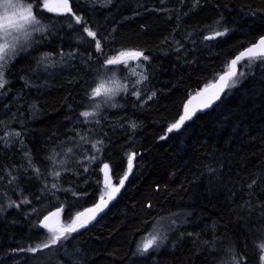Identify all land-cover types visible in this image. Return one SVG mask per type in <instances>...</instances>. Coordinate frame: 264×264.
<instances>
[{"label":"trees","instance_id":"trees-1","mask_svg":"<svg viewBox=\"0 0 264 264\" xmlns=\"http://www.w3.org/2000/svg\"><path fill=\"white\" fill-rule=\"evenodd\" d=\"M71 2L77 15L82 14L88 26L97 31L98 38L116 28L112 33L114 40L104 47L101 63L117 54L112 50H144L151 61L144 62L149 75L142 88L146 85L147 91L157 95L143 108L134 109L135 98H122V93L116 98L117 103L125 105L122 109L102 110L101 116L107 115V120L101 119L100 125L95 124L94 118H89L90 123H81L84 118L79 113L92 107L86 90L94 86V79L99 80L98 65L87 59L89 53L94 58L98 55L94 42H88L91 38L83 44L77 41V37L86 36L82 32L84 25L67 29L66 24L71 21L65 16L42 8L34 10L43 23L55 24L57 35L50 36L42 47L21 53L7 74L11 84L7 86L8 95L0 99V120L5 122L0 135L4 131H20L23 145L15 138H11L14 142L9 148L0 145V172L9 169L12 175L21 174L17 170L25 163L23 153L30 150L34 164L46 175L48 150L56 148L60 152L61 145L65 150L75 147L68 141L76 132L85 137L84 141L76 137L80 145L77 159L83 158L84 149L90 151L91 144L86 141L99 139L103 132L108 134L104 142L109 147L101 160L91 164L88 173H83L82 166L77 168L79 176L57 169L61 171L58 187L89 193L70 213V192H57L58 202L47 193L37 201L35 196L40 194L42 180L20 179L9 185L4 173L0 192L7 195L0 197L6 208L0 213V264H24V254H10L9 250L40 242L43 233L37 237L30 222L61 205H65L62 220H71L98 200L100 185L96 181L104 177L101 165L110 164V177L118 184L127 168L125 154L132 152L138 155L124 188L104 214L73 233L65 249L52 253L51 264H220L222 249L229 246L246 256L248 264H258V245L264 242V233L259 231L264 228V191L258 190L264 189V67L259 66V61L254 62L251 74L217 106L197 113L181 130L167 134L166 139L160 137L179 118L186 99L226 71L230 58L264 33V16L251 19L241 14V9H264V0H204L188 16L182 13L188 11L190 4L179 5L177 0H165L163 4L160 0H117L111 7L97 6L95 10L86 0ZM164 8L168 11L154 10ZM136 11L140 14L134 15ZM220 16L226 25L214 24ZM224 26L236 31L224 38L204 41L205 36L222 31ZM181 44L177 53L175 49ZM60 48L66 53L75 48L78 54L47 75L33 73L41 53H58ZM243 71L249 73L247 68ZM117 73L121 78L126 74L123 70ZM21 77L41 86L26 87ZM33 102L36 108L30 109L28 105ZM5 104L9 107L5 108ZM128 121L137 124L133 139ZM121 123L124 128L118 126ZM207 167L217 171L210 174ZM28 175H32L31 169ZM253 179L257 185L250 192L247 185ZM48 182H53L51 177ZM253 195L255 199L249 200ZM24 197L31 204L7 208L9 201L19 202ZM257 200L262 206L257 205ZM249 202L252 208L247 206ZM149 204L151 208L147 207ZM32 208L39 212L26 216ZM172 219L176 220L174 227L170 224ZM155 228L167 238L159 251L140 255V241Z\"/></svg>","mask_w":264,"mask_h":264},{"label":"snow or ice","instance_id":"snow-or-ice-1","mask_svg":"<svg viewBox=\"0 0 264 264\" xmlns=\"http://www.w3.org/2000/svg\"><path fill=\"white\" fill-rule=\"evenodd\" d=\"M89 3V7L93 10L97 6L104 9L111 7L113 3H117V0H86ZM163 4L165 0H160ZM179 5H184L186 3L190 4V7L187 12H183V16H188L191 12L196 11L204 2V0H177ZM122 6V5H121ZM46 9L48 13H55L57 16H65L71 22L66 24L67 29H73L74 25H84L82 32L86 36L77 37V41L83 44L87 38H91L89 43L94 42V50L98 54L97 57H93L92 53L88 54L87 59L93 61L98 65L96 69V74L99 77V80H93V85L90 90H86V98L92 102V107L88 110H83L79 113V116L84 118L81 123H90L89 118L95 119V124L100 125L101 119L107 120V115L101 116L102 110L105 108H123L125 105L116 102V98L124 94L126 98L128 96L134 97L135 100L133 103V108L136 107L143 108L148 101L152 100L157 93L151 91L146 98H142L144 93L147 91L146 85L144 88L139 86L148 81L149 74H143V79L133 81L132 77L125 75L124 79L129 80L130 83L122 84L120 80L116 78V73L123 70L126 73V68H117L115 66H125L129 61H142L149 62L151 58L148 55L144 54V50H112L117 54L113 55L111 58L103 59L101 63V58L104 56V47L107 43H110L114 40L112 33L116 31V28L113 27L107 35L100 34L101 38H98L97 31L93 30V27L88 26L87 19L81 14L73 10L71 0H0V99L6 97L10 88L7 87L11 84V80L8 79V73L11 72V65L14 61L20 57L21 53H28L30 50L42 47L46 41L49 40L50 36H56L57 31L55 29L54 23L45 24L43 21L37 17L35 14V9ZM147 10V9H145ZM155 11H165L168 9H154ZM179 12V9H177ZM139 11H136L134 15H139ZM241 14L245 17L256 19L258 16H264V9H241ZM108 17H106L107 19ZM171 18V17H170ZM180 18V15L177 16V19ZM127 19V17H125ZM215 25H226V21L223 16H220L216 21ZM209 29L212 28V25L207 26ZM236 29L229 28L227 26L223 27L222 31H214L212 35L205 36L204 41H211L217 38L227 37L229 34L235 32ZM190 35V34H189ZM37 36L39 38H37ZM102 40L104 43H102ZM179 44V42H177ZM195 43V41H193ZM208 46V45H205ZM180 47L176 48L175 51L179 53ZM78 54V49H72L69 52H65L63 48L59 49L58 53H41L40 56L36 58V67L32 70L33 73L42 72L47 75L53 69H60L61 66L70 59H75ZM56 57V59H53ZM259 61V66L264 67V35H259L258 38H255V42L249 44L242 51H240L233 59L228 62L227 70L223 71V74H220L216 78V82L211 85L212 91L208 93V87L205 86L204 89L196 93V96L203 97L200 103L191 109L188 105L192 103V100L188 101V104L184 105L183 113L179 116V119L174 123H171L166 130L164 136H161L160 139L164 140L167 138V134L174 131L181 130L188 121L197 114V112H202L209 110L217 106L225 96L231 93L233 88L240 86L243 83V80L247 78L248 74H251V69L253 63ZM239 66V69H238ZM249 69V73H245L243 69ZM146 72V69H145ZM109 73H112L109 75ZM25 82L26 87H40L41 85L33 84L28 78L21 77ZM205 93H208L207 95ZM196 96L192 99H196ZM127 102V101H126ZM5 108H8L9 105L5 104ZM30 109L36 108V102L29 104ZM69 120L72 118L69 117ZM130 125V128L133 132V139L135 136V129L137 124L134 121L127 122ZM5 124L4 121L0 120V127ZM121 128L125 127V124L121 123L118 125ZM107 133L103 132L100 135L99 139H94L91 141H86L91 144V150L93 155L88 156L83 155L82 159H77L76 149L80 147L76 143V137H79L81 141L85 140V137L82 136L79 132H76L75 137L69 139V143L75 145V147H67L66 150L63 149V146H58L62 148V151L58 152L56 148H53L49 151V155L45 157V160L49 163V170L46 175L40 172V169L36 167L32 157L31 151L23 153L24 161L18 169V175H12V170L4 169L3 172H0V182L4 180V173L6 172L9 180L8 184L12 185L13 183L24 179L26 181L42 180V187L40 194L35 196L37 201H40L42 197H45V193L50 196L52 199L59 201L60 197L57 195V192H63L65 194L71 193V200L67 203V212L70 213L72 207L76 203L89 195L87 191L78 192L74 188H60L58 187V181L61 177V171L57 170L63 168L65 172H74L75 175H81V172L77 170L78 167H83V173H88L89 167L92 163H95L98 160H101V156L104 153L105 148L109 147L104 142ZM15 138L16 142H19L23 145V134L17 130L4 131L0 135V145L5 148H9L13 145V139ZM99 153L100 155H97ZM127 157V168L124 172L123 177L118 180V184L114 185L111 182L110 171L111 167L109 163H103L102 169L104 173V179L102 182V194L99 196L98 201L89 208L84 209L83 211L77 212L75 218L71 219V223L62 225L59 223V220L53 221V218H58L61 215L62 211H65V205H61L60 208H57L55 211L48 212L46 215H43L42 218L30 222L31 229L36 230V236L41 237L43 233V238L40 239V242L29 244L27 246H21L17 248L10 249L11 253H22L24 254V264H51L52 253L60 252L62 249H65L70 241L73 239V233H78L79 230L84 229L88 224L95 221L99 213L104 212L108 207L109 202L114 200L117 194L124 188L126 181L129 179L130 175L133 174L134 169V159L138 155L136 152L126 153ZM63 156V159L58 157ZM70 161L72 163H70ZM87 162V163H86ZM75 165V167L73 166ZM16 166L13 165V169ZM29 169L32 170V175H28ZM207 172L210 174H215L217 171L212 167L206 168ZM48 177L52 178L51 183L48 182ZM85 184L88 183L87 180L84 181ZM97 185L101 184V181H96ZM257 185V180L253 179L251 183L247 185V188L250 190L253 189V186ZM78 187V185H77ZM264 191V189H258ZM7 193L0 192V197L6 196ZM255 199V196H250L249 200ZM258 206L260 202L256 201ZM31 204V201L24 197L19 202L11 200L7 203V208L15 207L19 209L21 205ZM249 208H252L253 205L249 202L247 205ZM147 207L151 208L152 205L149 204ZM6 211V208L3 203H0V213ZM38 209L32 208L30 212L25 213L26 216L37 214ZM177 215V214H171ZM190 215V214H189ZM264 218V217H262ZM172 227L176 225V220L172 219L170 221ZM264 233V228L259 229ZM166 236L151 235V238L148 239L145 243L138 246V252L140 255H147L150 251H159L163 240L166 239ZM212 245L215 244V241L211 242ZM203 244L209 245V241H203ZM258 248L261 251L259 256L258 264H264V242L258 245ZM213 251H216L213 248ZM224 255L220 260V264H248V258L242 254H239L235 247L229 246L225 249H222ZM137 252L133 253V256H136Z\"/></svg>","mask_w":264,"mask_h":264},{"label":"rangeland","instance_id":"rangeland-1","mask_svg":"<svg viewBox=\"0 0 264 264\" xmlns=\"http://www.w3.org/2000/svg\"><path fill=\"white\" fill-rule=\"evenodd\" d=\"M213 33H211V35H212ZM130 49H127V50H123V51H129ZM145 69H146V67H145V64H144V62H142V61H129L128 62V64L126 65V74L125 75H128V76H130V77H132V79H133V81H135V80H141L142 81V79H143V74H147V72H145ZM111 75V74H110ZM124 75V76H125ZM116 78L118 79V80H120V82L122 83V84H124V83H130V81L129 80H126V79H124V78H121V77H119L118 76V73L116 74ZM144 83H142L139 87L140 88H142V85H143ZM151 93V91H146L145 93H144V95H143V97L142 98H146V96L148 95V94H150ZM83 153V155L84 154H86V155H88V156H91V155H93V152H92V150L90 149V151L89 150H86V149H84L83 151H82ZM98 154V153H97ZM102 166H103V164L101 165V167H100V169H102ZM111 178V177H110ZM103 179H104V177L102 178V180H101V184H100V195L102 194V191H103V188H102V182H103ZM111 182H112V178H111ZM113 183V182H112ZM114 184V183H113ZM114 185H117V184H114ZM99 195V196H100ZM75 218V215L73 216V218L72 219H74ZM60 224H62V225H67V224H69V223H71V220H69L68 222H64L63 220H62V218H61V215H60V222H59ZM161 230V229H160ZM162 231V230H161ZM161 231H157V228H155L153 231H151L148 235H146L145 237H143V239L140 241V243H139V245H142L143 243H145L148 239H150L151 238V235H158V236H162L161 234ZM163 232V231H162ZM260 255H261V253H260Z\"/></svg>","mask_w":264,"mask_h":264},{"label":"water","instance_id":"water-1","mask_svg":"<svg viewBox=\"0 0 264 264\" xmlns=\"http://www.w3.org/2000/svg\"><path fill=\"white\" fill-rule=\"evenodd\" d=\"M51 2L54 3L55 0H51ZM261 35H264V33L261 34ZM207 36H209V35H207ZM253 42H255V40H254ZM247 46H249V44H248ZM247 46H245V47H247ZM245 47H243L242 49H240L239 51H237V52L233 55V57L230 58V60L233 59V58L235 57V55H237V54H238L240 51H242ZM230 60H229V61H230ZM221 74H223V73H221ZM217 78H218V77H217ZM215 82H216V79H215L214 81L208 83L207 85H205V86H209V87H208V93H210V92L212 91L211 85L214 84ZM205 86H203V87H202L201 89H199L197 92H199V91H201L202 89H204ZM197 92L191 94V95L186 99V101H185V103H184V105H185V104H188V101H189V100H192V103L188 105L189 109H191L192 107L198 105V104L200 103L201 99L203 98V97H200V96H196V93H197ZM208 93H205V94L207 95ZM194 96H196V99H192V97H194ZM184 105H183V110H184ZM183 110H182V113H183ZM209 110H210V109H209ZM205 111H206V110H205ZM202 112H203V111H202ZM182 113H181V114H182ZM197 113H199V112H197ZM178 119H179V118H178ZM178 119H177V120H178ZM97 201H98V200H97ZM97 201H96V202H97ZM113 201H114V200H112V201L109 202L108 207L110 206V204H111ZM96 202H95V203H96ZM95 203H94V204H95ZM94 204H92V205H90V206H88V207H86V208L92 207ZM108 207L104 210V212L108 209ZM86 208H84V209H86ZM84 209H83V210H84ZM83 210H81V211H83ZM53 211H55V210H53ZM51 212H52V211H51ZM104 212L99 213V214L97 215L96 220H97L102 214H104ZM57 219H58L59 222H60V216H59L58 218L54 217V218H53V221H55V220H57ZM96 220H95V221H96ZM95 221H93V222H95ZM93 222H91L90 224H92ZM90 224H88V225H90ZM88 225H87V226H88Z\"/></svg>","mask_w":264,"mask_h":264}]
</instances>
